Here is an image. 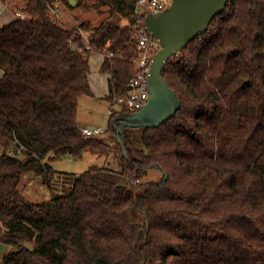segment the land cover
<instances>
[{
  "label": "trees",
  "instance_id": "obj_1",
  "mask_svg": "<svg viewBox=\"0 0 264 264\" xmlns=\"http://www.w3.org/2000/svg\"><path fill=\"white\" fill-rule=\"evenodd\" d=\"M58 1L20 0L26 17L0 27V244L10 250L0 264H264V0H229L166 63L167 118L134 127L138 111L110 116L114 150L78 126L91 54L69 41L84 42L82 31L94 52L114 53L101 65L112 103L134 73L131 30L143 18L136 0H64L107 8L98 27L77 30L49 14ZM87 151H114L120 168L91 167L47 202L25 199L26 175L52 188L49 162ZM150 169L162 177L142 182Z\"/></svg>",
  "mask_w": 264,
  "mask_h": 264
},
{
  "label": "rangeland",
  "instance_id": "obj_2",
  "mask_svg": "<svg viewBox=\"0 0 264 264\" xmlns=\"http://www.w3.org/2000/svg\"><path fill=\"white\" fill-rule=\"evenodd\" d=\"M19 1V7L22 3ZM77 2V0H76ZM56 3L60 4V18L59 21L66 27L79 29L81 22H86L92 28L98 27L103 21L108 18L107 8H105V13L103 16H99L98 13L89 8L79 7V8H69L66 6L64 0L58 1ZM76 5V4H75ZM1 6V5H0ZM74 7V6H73ZM1 8V7H0ZM15 10V9H14ZM10 12V11H9ZM16 12V11H15ZM12 14V12L10 13ZM121 26H128L130 22L126 18L120 20ZM133 30V27H132ZM131 30V35H132ZM89 34V33H88ZM87 35V34H86ZM96 54H91L89 58V63L92 67V71L96 65H99L101 57ZM98 53V54H97ZM175 57V56H174ZM172 57L171 59H173ZM103 59H105L103 57ZM101 70V67H100ZM94 74V72H92ZM168 99V98H167ZM111 106V102L104 99L101 96L90 97L81 96L77 107V118L79 127H93L106 129L108 127L109 115L108 108ZM113 107V106H111ZM116 109L117 107H113ZM164 110H161L154 105H146L141 110H139L134 116L131 117L130 123L134 127H139L142 125H151L156 123V118L162 116ZM139 134V132H135ZM98 138L105 144L111 146L114 150L116 147V135L105 131L104 133L97 135ZM3 146L0 143V155L2 153ZM115 153H111L108 157L102 156L96 152L87 151L81 157H73L70 155L62 156L60 158H55L49 162L54 174V180L52 182V188H49L41 180L35 178H30V174L24 177L21 184V189H23V194L26 200L33 204H41L49 201L54 196L60 194L62 191L70 188L71 177L73 175H80L88 171L91 167L98 168H112L118 171L119 164L118 160H115ZM162 177V173L156 169H150L141 178L142 182L157 181ZM56 178V179H55ZM142 218L141 213H136L135 219L140 221ZM10 250L7 246L0 244V261L2 256L8 253Z\"/></svg>",
  "mask_w": 264,
  "mask_h": 264
},
{
  "label": "water",
  "instance_id": "obj_3",
  "mask_svg": "<svg viewBox=\"0 0 264 264\" xmlns=\"http://www.w3.org/2000/svg\"><path fill=\"white\" fill-rule=\"evenodd\" d=\"M228 1L172 0L165 12L151 16L145 23L146 30L160 41L162 47L152 58L148 82L150 99L146 104L164 110L162 116L156 118V122L167 118L173 112L174 98L161 76L164 66L192 40L208 30L212 20L224 11ZM69 2L71 6L76 4V0ZM30 178H35L32 172ZM36 179L40 180L39 177ZM27 246L32 249L30 244Z\"/></svg>",
  "mask_w": 264,
  "mask_h": 264
},
{
  "label": "built area",
  "instance_id": "obj_4",
  "mask_svg": "<svg viewBox=\"0 0 264 264\" xmlns=\"http://www.w3.org/2000/svg\"><path fill=\"white\" fill-rule=\"evenodd\" d=\"M172 0H136L135 15L143 18L135 23L132 27V44L135 50V56L132 58L134 64V73L127 84V91L123 95L115 96L111 106L108 108L109 117L115 112L126 109L129 111L141 110L149 101V77L151 73L152 58L162 48L160 41L155 38L145 28V23L151 16L165 12L171 5ZM60 4L54 3L49 5V14L59 20L60 18ZM15 17L25 18L26 13L22 10L15 12ZM84 38V42L75 43L72 40L69 44L74 50L82 54H92L94 50L90 45L86 35L80 31ZM105 59H112L114 53L112 51H105L102 53ZM104 128H88L84 127L81 132L86 136H96L104 132Z\"/></svg>",
  "mask_w": 264,
  "mask_h": 264
},
{
  "label": "crops",
  "instance_id": "obj_5",
  "mask_svg": "<svg viewBox=\"0 0 264 264\" xmlns=\"http://www.w3.org/2000/svg\"><path fill=\"white\" fill-rule=\"evenodd\" d=\"M15 5L19 6V1L16 2V1L12 0L10 4L0 6L1 7L0 8V27L7 25L8 23H10L15 18V10H14ZM16 11H18V10H16ZM11 12H12V14H10ZM93 54H96V53H93ZM98 55L101 57L99 65H96L94 67L93 71H92V67L90 65L91 73L89 75V84H90L91 91L93 93L92 97L101 96L104 99H107L108 94H109L110 76L108 74L103 73L100 70V67H101L104 59H103L102 54L99 53ZM92 72H94V74ZM78 102H79V100H78ZM78 119L79 118H77V120ZM79 128L82 129L84 127H79ZM89 128H93V127H89ZM0 225H1V223H0Z\"/></svg>",
  "mask_w": 264,
  "mask_h": 264
}]
</instances>
